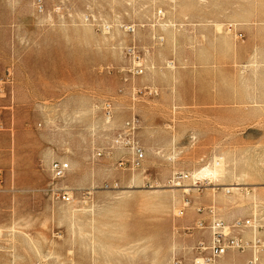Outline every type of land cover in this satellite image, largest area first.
I'll use <instances>...</instances> for the list:
<instances>
[{"label":"rangeland","instance_id":"1","mask_svg":"<svg viewBox=\"0 0 264 264\" xmlns=\"http://www.w3.org/2000/svg\"><path fill=\"white\" fill-rule=\"evenodd\" d=\"M133 116L138 168L116 142ZM53 160L69 164L54 184ZM255 203L264 0H0V264H192L212 219Z\"/></svg>","mask_w":264,"mask_h":264},{"label":"built area","instance_id":"2","mask_svg":"<svg viewBox=\"0 0 264 264\" xmlns=\"http://www.w3.org/2000/svg\"><path fill=\"white\" fill-rule=\"evenodd\" d=\"M157 15L162 17V12L158 11ZM127 31H134V26L129 25ZM242 35L237 34L240 38ZM159 37L158 40H162ZM138 59V58H137ZM133 75H140L143 73V68L140 65H135L129 70ZM103 115L107 121H110L112 116V104L110 100H105L102 104ZM137 129L135 116L129 118L123 127V130L116 136V142L120 143L128 153L127 159L120 161L119 165H128L129 168H138L144 158V151L139 145L135 131ZM69 169V164L61 160H53L49 165L51 175V182L61 180ZM187 176L178 174L172 178V182L180 184L182 179ZM52 196L60 199L61 201L68 202L71 198L70 192L65 188L50 187ZM200 211V208H198ZM183 210L178 211L181 215ZM197 226L204 227L203 222H197ZM209 230L208 244L198 242L196 245V256L192 264H218L217 260L226 255L230 251H243L249 248L251 251V258L245 264H264L263 249L264 244L256 232L264 228V206L261 203L253 204V210L248 218L236 220L233 224H226L222 220L214 218L207 226ZM250 228L252 236L250 239L245 238L241 233L242 229Z\"/></svg>","mask_w":264,"mask_h":264},{"label":"bare ground","instance_id":"3","mask_svg":"<svg viewBox=\"0 0 264 264\" xmlns=\"http://www.w3.org/2000/svg\"><path fill=\"white\" fill-rule=\"evenodd\" d=\"M222 165L223 164H221L220 161L215 160L214 161V165L212 167L205 168L204 170H202L200 172V174L207 176L208 179H212V180L214 179L215 180V179H217V178H219V177H221L222 175L225 174V168ZM195 175L196 174H193V177ZM231 185L234 186L235 184H231ZM236 185H238V184H236ZM231 189L239 191V188H237V187H231ZM187 190H189V189L188 188H184V191H187ZM218 264H231V263L223 262V263H218Z\"/></svg>","mask_w":264,"mask_h":264},{"label":"crops","instance_id":"4","mask_svg":"<svg viewBox=\"0 0 264 264\" xmlns=\"http://www.w3.org/2000/svg\"><path fill=\"white\" fill-rule=\"evenodd\" d=\"M243 235V234H242ZM244 236V235H243ZM261 237H264L263 235H261ZM234 251H230L227 254H229V256L227 258H224L226 255H224L223 257L221 256L218 260L217 263H230V262H235L237 264H242L245 260V257L240 256L238 254L232 253Z\"/></svg>","mask_w":264,"mask_h":264}]
</instances>
